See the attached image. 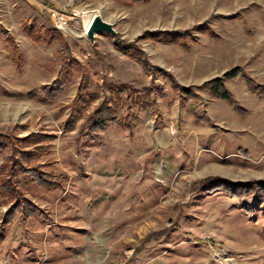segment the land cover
I'll list each match as a JSON object with an SVG mask.
<instances>
[{
  "label": "rangeland",
  "instance_id": "obj_1",
  "mask_svg": "<svg viewBox=\"0 0 264 264\" xmlns=\"http://www.w3.org/2000/svg\"><path fill=\"white\" fill-rule=\"evenodd\" d=\"M82 10L99 12L117 40L132 42L143 57L129 56L105 33L90 42ZM25 28L36 35L56 29L61 37L34 42ZM175 30H191L179 40L185 47L144 38ZM64 47L100 84L98 96H77L78 71L53 98L28 96L56 77V51ZM235 66L264 87V0H0V164L18 158V166L49 171L60 184L45 189L22 173H0L39 212L4 222L8 203L0 205V264H264L263 206L240 208L218 189L264 187V104L239 101L227 82L257 93L240 78L226 80L247 109L239 123L233 105L211 103L218 98L203 86ZM108 82L156 90L140 103L122 92L116 120L86 134L87 115L112 96ZM174 85L193 95L181 103ZM68 118L71 129L63 130Z\"/></svg>",
  "mask_w": 264,
  "mask_h": 264
},
{
  "label": "trees",
  "instance_id": "obj_2",
  "mask_svg": "<svg viewBox=\"0 0 264 264\" xmlns=\"http://www.w3.org/2000/svg\"><path fill=\"white\" fill-rule=\"evenodd\" d=\"M133 3L137 0H130ZM200 31L205 32V34L209 37L211 41H217L218 37L213 34L209 29L205 28V26L199 27ZM32 30V31H31ZM23 29L26 35L34 42H43L47 43L54 39H60L61 35L58 30L50 29L45 30L42 35H36V29ZM193 30V29H192ZM191 33V30L186 31H146L144 33V38L146 39H155L157 41H164L167 43H174L178 46L180 45L182 48L185 47V43L179 40H185ZM3 40L8 45L10 51V57L12 62L15 64L17 68H19L20 64V56L17 53V50L12 42L11 37L6 35L5 32H2ZM115 47L120 50L126 52L129 56L133 58H142L143 52H141L138 47L132 42H124L121 39L115 41ZM57 56L62 59V63L59 67V70L56 74V77L49 84H45L43 86L34 87L27 91V95L30 97H36L39 93L42 97V100L53 98L58 92H60L65 84L68 81L70 75L74 71H78L81 75L80 83L77 88V96L82 98V96H86L88 99H93L98 96L97 89L100 84H93L88 69L81 65L79 62L74 60L69 56L68 49L66 47L61 50L56 51ZM145 68V63L142 65V69ZM157 71L167 76L169 75L166 71L161 70L160 67H156ZM155 69V71H156ZM242 79L248 90L257 93L259 96L264 97V87L261 85H255L251 78L243 73V70L240 66H235L232 69L224 72L219 77H214L203 83V86L207 88V93L210 97L218 98L221 100H226L228 103L232 104L234 109L241 115H247V109L244 108L234 97V95L230 92V90L225 86V81L230 79ZM106 89L112 94V96L106 100L102 99L98 101L92 111L87 115L84 124H83V132L86 134L92 133L98 130L104 123L115 121L114 113L117 111V106L115 104L119 95L126 91L128 93H136L134 94V102L140 103L145 101L148 98L149 92L152 90H156V87L151 86H142L139 90H135L134 88L128 87L126 84L115 85L114 83L108 82L105 84ZM173 88L178 89V98L181 100V103L186 102L193 95L192 88L188 86H175ZM160 92V88L157 90ZM131 95V94H128ZM73 120L71 118L66 119L61 127L63 130H70L72 126ZM52 135H50L51 137ZM4 144L0 142V148H2ZM30 154L23 155L24 158H27ZM11 160L10 162H8ZM22 161L18 158H10L7 157L0 164V173H5L6 175L22 173L23 177H27L28 181L32 184L38 185L42 188H57L60 186L57 179L53 176V174L49 171L40 172L37 171L34 167H22L18 166V163ZM17 172V173H16ZM236 184V183H235ZM221 186L220 190H224L227 195L236 197L238 200V204L240 208H248V206L255 207L256 204H260L263 206L264 211V203L261 200H264V187L260 183L253 184H237L236 187H228L226 185L218 184ZM258 186L263 187L262 189L257 188ZM256 187V188H255ZM254 191V192H253ZM251 192L253 194L249 195ZM23 191L19 190L16 187L11 179L9 178H1L0 180V205L7 204L5 211L2 213V218L4 222H7L12 218L15 214L21 216L22 218H29L39 214L36 210L34 204L30 203L23 195ZM262 195V196H261ZM252 201L253 204L250 202Z\"/></svg>",
  "mask_w": 264,
  "mask_h": 264
},
{
  "label": "crops",
  "instance_id": "obj_3",
  "mask_svg": "<svg viewBox=\"0 0 264 264\" xmlns=\"http://www.w3.org/2000/svg\"><path fill=\"white\" fill-rule=\"evenodd\" d=\"M226 85L229 89H231L233 91L235 97L239 101L248 103L250 101L249 98H251L253 102H256V103L261 104V105L264 104V97L257 96L255 94H251V93L246 92L244 85L239 80H231L230 82H227ZM210 101H212L211 103H216V105L222 102V100H219V99H217V100L211 99ZM231 110L234 111L233 115H235L236 120H239V123H241L243 121L244 115L237 113V111H235L232 108H231ZM220 118L222 119V117H220ZM240 128H243V126L241 125Z\"/></svg>",
  "mask_w": 264,
  "mask_h": 264
},
{
  "label": "water",
  "instance_id": "obj_4",
  "mask_svg": "<svg viewBox=\"0 0 264 264\" xmlns=\"http://www.w3.org/2000/svg\"><path fill=\"white\" fill-rule=\"evenodd\" d=\"M105 33L117 40L118 35L112 27V24L103 20L100 14L96 13L92 16L86 30L84 31L85 37L93 42L95 34Z\"/></svg>",
  "mask_w": 264,
  "mask_h": 264
},
{
  "label": "bare ground",
  "instance_id": "obj_5",
  "mask_svg": "<svg viewBox=\"0 0 264 264\" xmlns=\"http://www.w3.org/2000/svg\"><path fill=\"white\" fill-rule=\"evenodd\" d=\"M94 11H89V10H82V26L85 27L82 29V34H84V31L86 30L92 16H93ZM99 14V12H98ZM59 19V18H58ZM60 24H63L61 22ZM62 26V25H61ZM67 29V27H66ZM73 32V31H72ZM71 33V32H70ZM80 35V34H79ZM76 36V35H75ZM78 37V36H77ZM83 37V36H82Z\"/></svg>",
  "mask_w": 264,
  "mask_h": 264
}]
</instances>
